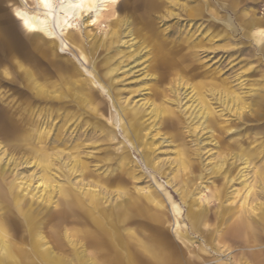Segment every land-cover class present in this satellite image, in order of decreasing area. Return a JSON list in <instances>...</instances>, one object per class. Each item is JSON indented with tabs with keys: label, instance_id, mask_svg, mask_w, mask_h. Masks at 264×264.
<instances>
[{
	"label": "rangeland",
	"instance_id": "1",
	"mask_svg": "<svg viewBox=\"0 0 264 264\" xmlns=\"http://www.w3.org/2000/svg\"><path fill=\"white\" fill-rule=\"evenodd\" d=\"M17 7L42 9L0 0V254L101 264L120 226L127 244L161 236L190 264L194 251L264 264V0H119L97 23L57 13L64 51Z\"/></svg>",
	"mask_w": 264,
	"mask_h": 264
},
{
	"label": "bare ground",
	"instance_id": "2",
	"mask_svg": "<svg viewBox=\"0 0 264 264\" xmlns=\"http://www.w3.org/2000/svg\"><path fill=\"white\" fill-rule=\"evenodd\" d=\"M37 4L40 5L42 8L41 10H37L35 12H29L27 9H23L20 7H17L15 9V13L17 18L23 22V25L25 27V30L30 33L32 36H39L44 35L48 39L51 40H59L60 44H62L60 49L64 51V43L58 36L56 27L54 26V20L57 13H60V18L64 22H67L68 20L76 19L77 17H80L83 15L84 12H95V21L97 23L98 16L103 11H105V8L110 4L117 5L119 3V0H57V3L60 4L59 10H55L54 3L52 0H36ZM215 16V15H214ZM211 18V17H210ZM23 27V26H22ZM118 28V27H117ZM72 30V29H71ZM132 33V30L130 31ZM116 39V37H115ZM71 42V41H70ZM67 43V42H66ZM66 45V44H65ZM51 46V45H50ZM53 46V45H52ZM66 47V46H65ZM46 50V49H45ZM94 53V52H93ZM86 57V56H85ZM77 58V57H76ZM87 58V57H86ZM165 62L166 66H169V68H177L179 65L178 57H175V55L171 57H167L163 60ZM96 66V65H95ZM21 68V67H20ZM97 71V70H96ZM26 77H30V72L24 70ZM95 79H98L95 75ZM89 97V96H88ZM122 107V106H121ZM251 111V110H250ZM135 123V122H134ZM138 123V122H137ZM126 124V123H125ZM125 127V126H124ZM140 142V140H139ZM144 157L146 159V163L150 166H152L151 161L149 160V152L144 151ZM242 158V157H241ZM246 164V163H245ZM185 169V168H184ZM254 171V170H253ZM255 174V173H254ZM199 177V176H198ZM257 178V177H256ZM1 179V178H0ZM258 179V178H257ZM4 181V180H3ZM1 183V182H0ZM4 184V183H3ZM7 184V183H6ZM255 185V184H254ZM2 186V185H1ZM4 186V185H3ZM9 187V186H8ZM6 189V188H5ZM2 190V188H1ZM217 191V190H216ZM91 192V191H90ZM263 192V191H262ZM88 193V192H87ZM193 193V192H192ZM4 194V193H2ZM0 194V196L2 195ZM15 194V193H14ZM17 194V193H16ZM190 195V193H189ZM4 196V195H3ZM2 196V197H3ZM17 196V195H16ZM77 196V195H76ZM254 197V196H253ZM1 198V197H0ZM21 198V197H20ZM23 198V197H22ZM4 200V198H3ZM13 201V200H12ZM21 201V200H20ZM101 201V200H100ZM15 203V202H14ZM21 203V202H20ZM24 203V202H23ZM198 203V202H197ZM196 203V204H197ZM19 204V203H18ZM17 205V204H15ZM200 205V204H199ZM4 206V205H3ZM14 206V205H13ZM245 206V205H244ZM255 206V205H254ZM201 206H199L200 208ZM28 208V206H27ZM26 208V209H27ZM91 208V206H90ZM24 209V208H23ZM96 209V208H95ZM258 209V208H257ZM21 210V209H20ZM190 210V209H189ZM192 210V209H191ZM259 210V209H258ZM103 211V210H102ZM179 212V211H178ZM258 212V211H257ZM201 213V212H200ZM255 213V212H254ZM33 214V213H32ZM215 214V213H214ZM258 214V213H257ZM109 215V214H108ZM205 215V214H204ZM209 215V214H208ZM260 215V214H258ZM32 216V215H31ZM125 216V215H124ZM123 216V218H124ZM189 216V215H187ZM207 216V215H206ZM205 216V217H206ZM217 216V215H216ZM24 218V217H23ZM31 218V217H30ZM105 218V217H104ZM231 218V217H230ZM250 218V217H249ZM253 218V217H252ZM225 219V218H224ZM229 219V218H228ZM257 219V218H256ZM260 219V218H259ZM262 219V218H261ZM37 220V219H36ZM189 220V219H188ZM244 220V219H243ZM243 220H238L233 226L236 230H244L246 228V237L249 241H253L255 239L256 231L252 230L251 224L247 222H243ZM264 220V219H263ZM259 221V220H258ZM24 222V221H23ZM126 222V221H125ZM224 222V221H223ZM253 222V221H252ZM31 224V223H28ZM228 224V223H227ZM226 224V225H227ZM211 225V224H210ZM232 225V224H231ZM177 227V226H176ZM229 227V226H228ZM30 228V227H29ZM212 228V227H211ZM215 228V227H214ZM258 228V227H256ZM216 229V228H215ZM261 229V228H259ZM252 230V231H251ZM264 230V226H263ZM113 231V230H112ZM230 231V230H227ZM241 231V232H242ZM31 232V231H30ZM219 232V231H218ZM225 232V231H224ZM223 232V233H224ZM113 233V232H112ZM181 233V232H180ZM217 233V232H216ZM117 235V233H115ZM220 234V233H219ZM222 235V234H221ZM240 234H236L235 236H239ZM262 235V234H261ZM67 236V235H66ZM264 236V235H263ZM161 237V236H160ZM174 237V236H173ZM191 237V236H190ZM242 237V236H241ZM240 237V239H241ZM110 238V237H109ZM112 238V237H111ZM178 238H182V235H178ZM215 238V237H214ZM237 238V237H236ZM151 239L157 240V237L152 236ZM220 239H223L222 237ZM242 240V239H241ZM191 241V240H190ZM197 241V240H196ZM243 241V240H242ZM166 242V241H165ZM220 242V241H219ZM241 242V241H240ZM126 243V242H125ZM219 244V243H218ZM244 244V243H243ZM117 245V244H116ZM192 245V244H191ZM206 245V244H205ZM237 245V244H236ZM3 249H5L6 244L3 242ZM241 246V245H240ZM243 246V245H242ZM204 247V246H203ZM2 248V247H1ZM137 248V247H136ZM164 247L154 244L152 246L148 245V248H146V255H148V264H168V261L170 256H167L166 253H163ZM191 248V247H190ZM199 248V247H198ZM224 248V247H223ZM244 248V247H243ZM127 249V248H126ZM218 249V248H217ZM234 249V248H233ZM129 250V249H128ZM219 250V249H218ZM239 250V249H238ZM243 250V249H242ZM250 250V249H248ZM130 251V250H129ZM142 251V250H141ZM213 251V249H212ZM246 251V250H245ZM132 252V251H131ZM218 252V251H217ZM229 252V251H228ZM227 252V253H228ZM237 252V251H236ZM240 252V250H239ZM142 253V252H141ZM118 254V253H117ZM225 254V253H224ZM248 254V253H247ZM246 255V254H245ZM106 256V255H105ZM135 256V255H134ZM247 256V255H246ZM235 257V256H234ZM253 257H256L255 254H253ZM261 256H257L259 258ZM108 258V257H107ZM127 258V257H126ZM142 258V257H140ZM225 258V257H224ZM251 258V257H250ZM104 259V257H103ZM106 259V258H105ZM139 259V257H138ZM197 259V258H196ZM184 260V259H183ZM195 260V259H193ZM250 260V259H249ZM232 261V260H231ZM263 261V260H261ZM259 261V262H261ZM21 260L19 257H12L10 253H1L0 254V264H21ZM92 262V261H91ZM129 262V261H128ZM167 262V263H166ZM215 262V261H214ZM222 262V261H221ZM93 263V262H92ZM124 263V262H123ZM141 263V262H140ZM219 263V262H218ZM225 263V262H224ZM227 263V262H226ZM27 264V261L26 263ZM70 264V263H69ZM118 264V263H117ZM147 264V263H146ZM178 264V263H177ZM204 264V263H203ZM208 264V263H207Z\"/></svg>",
	"mask_w": 264,
	"mask_h": 264
},
{
	"label": "crops",
	"instance_id": "3",
	"mask_svg": "<svg viewBox=\"0 0 264 264\" xmlns=\"http://www.w3.org/2000/svg\"><path fill=\"white\" fill-rule=\"evenodd\" d=\"M118 227H120V226L110 228L107 232H105L110 237L109 242L107 244L108 249L111 250L113 253L111 255L103 256L104 259L102 258L101 260H102V262L103 261H105V262L101 263V264H107L106 261H112V262L114 261L113 264H117V263L118 264H146V263L148 264L149 261H148V255H146L147 254L146 248H148V245L152 246L154 244H157V245L160 244V246L164 247V248H162L163 253L164 254L166 253V255L170 256V258H171V259H169L168 264H177V263L178 264H190L189 261H186V260H188L186 258V256H187L186 250L182 246H180L179 244H177L175 242H171V243L165 242L160 237H158L154 234H152V235L150 234V235L145 236L148 239L147 242L142 241L141 239L135 237L136 244L134 246H132V244H127L124 241H122V236L118 232ZM115 233H117V235ZM152 236L157 237V240L151 239ZM202 255L203 254H200V252L194 251L193 256H192V260H191L192 264H197V263H195V261L201 260L203 257ZM138 257H139V259H138ZM140 257H142V258H140ZM193 259H195V260H193ZM256 260H264V257L261 256L259 258H256ZM92 262H90L89 264H99L97 261H92Z\"/></svg>",
	"mask_w": 264,
	"mask_h": 264
}]
</instances>
